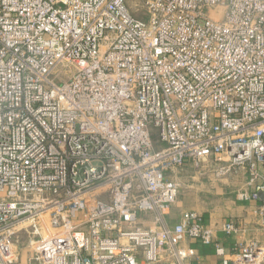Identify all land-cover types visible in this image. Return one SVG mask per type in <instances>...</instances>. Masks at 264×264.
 Masks as SVG:
<instances>
[{
    "label": "built area",
    "instance_id": "2783aa9c",
    "mask_svg": "<svg viewBox=\"0 0 264 264\" xmlns=\"http://www.w3.org/2000/svg\"><path fill=\"white\" fill-rule=\"evenodd\" d=\"M140 4L0 0V264L22 235L27 264H203L188 242L264 264L196 211L169 223L177 170L211 163L264 230V0Z\"/></svg>",
    "mask_w": 264,
    "mask_h": 264
},
{
    "label": "rangeland",
    "instance_id": "374dc122",
    "mask_svg": "<svg viewBox=\"0 0 264 264\" xmlns=\"http://www.w3.org/2000/svg\"><path fill=\"white\" fill-rule=\"evenodd\" d=\"M126 3L135 18L144 23L147 22L148 14L140 4L141 0H126ZM153 133V139H156V131ZM243 173L242 170H233L231 173L219 177L216 175L215 165L211 163H203L198 167L188 165L177 170L175 178L180 183V187L176 204H182L186 209L196 211L205 219H209L210 215L218 216L223 209L230 212L231 206L225 204L223 207V205L227 201H234L235 193L243 188L242 180L245 178ZM15 251L14 264H27L30 251L28 239L24 235L20 236Z\"/></svg>",
    "mask_w": 264,
    "mask_h": 264
},
{
    "label": "crops",
    "instance_id": "0c3cea01",
    "mask_svg": "<svg viewBox=\"0 0 264 264\" xmlns=\"http://www.w3.org/2000/svg\"><path fill=\"white\" fill-rule=\"evenodd\" d=\"M243 175L245 178L242 181L245 183L247 176L245 173H243ZM235 185L238 186L239 184ZM240 185L242 186V183H240ZM225 204L231 206L232 209L230 208V212H226L225 209H223L218 216L210 215L209 219H205V217L202 216L205 227L215 231V237L218 242L221 243L225 251L232 254L233 251H231V247L235 246V244L248 242L250 240H255L264 244V230L260 229L256 222V203H242L234 199V201H227L224 203L223 207H225ZM188 210L190 209H186L184 205L176 204L169 215V223L172 224L176 222L181 212ZM228 220H238L243 228L242 232L229 237L224 235L220 229L222 224ZM186 246L194 250V257L200 260L201 263L220 264L221 257L216 255L213 246H203L197 242H188ZM194 262H196V260H193V263Z\"/></svg>",
    "mask_w": 264,
    "mask_h": 264
}]
</instances>
